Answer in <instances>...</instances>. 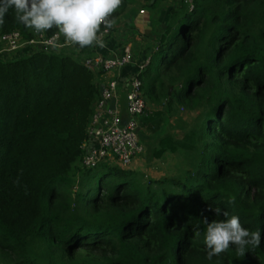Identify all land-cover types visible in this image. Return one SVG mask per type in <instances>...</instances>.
<instances>
[{
	"label": "trees",
	"instance_id": "1",
	"mask_svg": "<svg viewBox=\"0 0 264 264\" xmlns=\"http://www.w3.org/2000/svg\"><path fill=\"white\" fill-rule=\"evenodd\" d=\"M188 4L168 9L138 74L146 103L202 106L178 140L156 141L157 157L195 153L172 180L104 161L72 179L98 99L94 72L62 47L0 59V264H264V0ZM8 20L0 33L38 34ZM208 205L262 230L261 245L209 260L202 215L223 217Z\"/></svg>",
	"mask_w": 264,
	"mask_h": 264
},
{
	"label": "clouds",
	"instance_id": "2",
	"mask_svg": "<svg viewBox=\"0 0 264 264\" xmlns=\"http://www.w3.org/2000/svg\"><path fill=\"white\" fill-rule=\"evenodd\" d=\"M121 4L122 0H0V25L13 10L15 20L35 33L42 34L55 28L70 45L103 48L106 45L102 37L106 30L114 27L113 15ZM15 183L19 184V181ZM235 200L232 196L227 202L234 205ZM207 211L213 212L215 217H223L209 220L207 215H202L209 260L232 246L243 257L249 246L261 245L262 230H249L239 216H229L228 211L220 207L208 205Z\"/></svg>",
	"mask_w": 264,
	"mask_h": 264
},
{
	"label": "built area",
	"instance_id": "3",
	"mask_svg": "<svg viewBox=\"0 0 264 264\" xmlns=\"http://www.w3.org/2000/svg\"><path fill=\"white\" fill-rule=\"evenodd\" d=\"M188 2L190 7V0ZM142 12V9H139ZM102 31H104L102 29ZM109 33V29L105 34ZM25 44H38L39 48H58L61 41L58 32L50 35L37 34L35 38L22 39L18 30H8L0 33V54L10 53ZM129 48L124 47L122 53L116 57L94 56L85 59L87 66L93 69L109 70L119 68L126 64L129 59ZM149 61V55L140 60L131 74L130 80L124 92V113L122 119L120 113L103 105L114 87L116 80L111 79L101 91V98L97 103V109L104 112L105 117L99 120V112H92L90 122L87 127V136L93 137L94 142L88 146L86 139L81 144L82 154L80 155V165L83 167H93L100 161L114 163L122 168H127L132 161L144 151V146L138 135L141 125V117L146 107V101L142 94L139 72L143 70ZM99 120V121H98ZM98 122H101L98 124Z\"/></svg>",
	"mask_w": 264,
	"mask_h": 264
},
{
	"label": "crops",
	"instance_id": "4",
	"mask_svg": "<svg viewBox=\"0 0 264 264\" xmlns=\"http://www.w3.org/2000/svg\"><path fill=\"white\" fill-rule=\"evenodd\" d=\"M147 1L125 0V3L113 15V19L115 20L114 27L109 29V33L102 37L106 45L103 48H80L79 46L70 45L66 42L63 34L58 31L62 52L69 53L80 62H84L85 59L97 55L101 57H116L122 53L124 47L129 48L130 59L119 68H110L105 71L96 70L88 66L94 72L95 82L98 86V99L93 103L92 112H99V120L104 118L105 114L97 109V103L101 98L102 89L111 79L116 80V86L110 96L104 100L103 105L116 110L120 113V117L124 119V92L131 74L137 63L154 48L160 32L168 21V9L177 8L181 0H155L154 5L150 6V8L149 6L148 8L144 6ZM139 9H142V12H139ZM32 32L34 31L32 30ZM36 48H39L38 44L31 45L23 43L17 50L1 54L0 59L17 58L29 54ZM59 48H56V50ZM100 123L98 122V124ZM93 142L94 138L88 136L86 139L87 145L90 146Z\"/></svg>",
	"mask_w": 264,
	"mask_h": 264
},
{
	"label": "rangeland",
	"instance_id": "5",
	"mask_svg": "<svg viewBox=\"0 0 264 264\" xmlns=\"http://www.w3.org/2000/svg\"><path fill=\"white\" fill-rule=\"evenodd\" d=\"M144 6L148 8L149 5L145 4ZM13 14L14 11L9 12L5 18L10 21ZM154 111H158L159 114H153ZM201 111L202 106L195 110H185L174 103H171L169 107L165 104L153 105L147 103L141 118V129L138 132L144 151L138 157H135L136 159L132 161L128 168L136 171L144 180L146 178L172 180L190 170L195 159V153L192 150L177 149L174 152L165 150L157 157L154 154L157 147L156 141L163 135H168L175 141L178 140V136L198 123L201 118ZM145 115L148 116V119L143 122ZM157 121V128L153 131L149 130L147 125L153 127ZM77 164L78 167L71 177L75 180L79 177L82 169L80 163ZM73 189H75V185Z\"/></svg>",
	"mask_w": 264,
	"mask_h": 264
},
{
	"label": "water",
	"instance_id": "6",
	"mask_svg": "<svg viewBox=\"0 0 264 264\" xmlns=\"http://www.w3.org/2000/svg\"><path fill=\"white\" fill-rule=\"evenodd\" d=\"M150 2H152V0H150Z\"/></svg>",
	"mask_w": 264,
	"mask_h": 264
}]
</instances>
